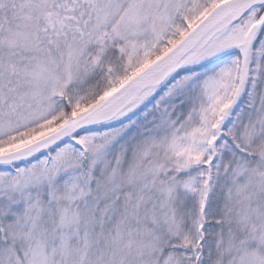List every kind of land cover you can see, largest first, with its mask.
Returning a JSON list of instances; mask_svg holds the SVG:
<instances>
[{"label": "snow or ice", "instance_id": "1", "mask_svg": "<svg viewBox=\"0 0 264 264\" xmlns=\"http://www.w3.org/2000/svg\"><path fill=\"white\" fill-rule=\"evenodd\" d=\"M0 264H264V0H0Z\"/></svg>", "mask_w": 264, "mask_h": 264}]
</instances>
